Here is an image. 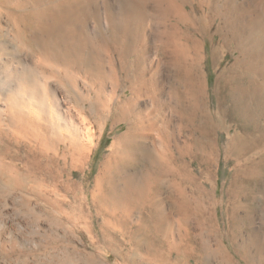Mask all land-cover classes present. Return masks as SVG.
Returning a JSON list of instances; mask_svg holds the SVG:
<instances>
[{
  "label": "bare ground",
  "instance_id": "6f19581e",
  "mask_svg": "<svg viewBox=\"0 0 264 264\" xmlns=\"http://www.w3.org/2000/svg\"><path fill=\"white\" fill-rule=\"evenodd\" d=\"M150 2L143 18L162 26L184 90L173 92L175 118L146 159L134 100L115 105L117 73L105 65L111 47L119 60L137 52L133 1L117 0L110 12V0H0V205L11 200L46 226L32 252L14 255L29 244L19 231L27 223L10 231L0 220V254L14 264H264V0ZM206 38L212 59L230 55L214 111L199 66ZM109 121L123 131L92 188L62 190L64 175L85 174ZM139 165L137 179L125 170ZM166 208L173 219L164 227Z\"/></svg>",
  "mask_w": 264,
  "mask_h": 264
},
{
  "label": "rangeland",
  "instance_id": "374dc122",
  "mask_svg": "<svg viewBox=\"0 0 264 264\" xmlns=\"http://www.w3.org/2000/svg\"><path fill=\"white\" fill-rule=\"evenodd\" d=\"M116 1L117 0H110L111 6H112V9L110 12L116 11V8L118 7L117 4H114V3H116ZM132 1H133V6L131 7L130 10H127V12L130 11L129 15L134 16L137 20L136 21L137 26H138L137 28H139V29H137L138 34H136V37H133L135 39L136 44H137L136 45L137 46V50H136L137 52L132 57L128 56V54H125V55L122 54L121 59L119 60V58H120L119 52L117 51V49L114 50V48L111 47L109 49V50H111L110 53L108 51L107 52L108 55L105 56L106 60H107L105 65H106V71H108L110 69L114 70V68H115L114 72L117 73L118 85L116 86V93L117 94H116V97H114L115 105H120V104L126 103V102L128 103L131 96L134 100L133 101L134 102V115L136 116V122L139 124L141 131H142V134L140 136L141 138H139V148H140L139 152H141V154L146 159H150L152 157L151 154H153L151 147H152V142L155 141V138H154L155 133H157V131H159V130H162V128L163 129L166 128L168 126L167 124L169 123L168 121L172 117L175 118V116L172 113L173 109L176 107L174 105L175 103L173 102V99H174V93L173 92H176V91L181 92L184 89L181 88L182 86L180 85L179 80L176 78V75L174 74L176 69H175V65H174V61H173L172 52L169 49L163 48V42H165L166 37L163 34H161V32H159V31H161L162 26L156 24L157 22L155 19L152 22L151 18H149L148 16L144 20L145 17L143 15L144 14L147 15V12L150 13L153 11L154 3L150 2V0H148L146 7L140 6V8H139L137 5L139 0H132ZM250 1L251 0H236L237 3L242 4V5H243V3L248 4V2L250 3ZM121 6H122V4H121ZM117 9L119 10V8H117ZM127 12L125 10H123V14L125 13L124 14L125 16H126V14H128ZM141 17H142V20H141ZM146 21H148L147 23H150V22L151 23L147 24ZM139 22H142V23H139ZM154 34H156V35H154ZM120 37H122L123 44H124V42H125V44L129 43L131 40L129 38V36H127L125 33H123ZM205 41L203 43L204 45L202 46V49H200V59L201 60H200L199 66H200V72H201L203 82H204V87L206 90L205 91V95H206L205 100H208L207 102H208L209 108H210V110H213L214 109L213 103L215 100V95H214L215 93L213 90H214V86H216V78H217L216 76H217L218 71L220 69H222L224 66H226V64L229 63L230 55L226 56L227 58L226 57L223 58L225 50H223V51L217 50L216 56L218 57V60L215 61L214 59H212V56H211L212 50L210 48H212V41L209 38L208 39L206 38ZM96 50L98 52L101 51V49L98 47V45H97ZM125 56H126V58H125ZM121 60H122V62H121ZM129 60H130V62H129ZM97 61H98V63H100V60L98 58H96L94 60V63ZM108 62H111V63H108ZM124 74H125V76H124ZM126 78L128 81L126 80ZM133 80H134V82H133ZM133 89H135V90H133ZM171 97H173V98H171ZM186 102H187V104H189V101H186ZM86 122L88 123V120H86ZM109 123H111V121H109L106 124L104 130L101 132L100 141L98 138L99 131L98 130L95 131L96 137H97V140L95 139L96 140L95 143H97V141H99V145L94 150V153L92 154L90 161H88V164L85 168L86 169L85 174L82 175V173L78 172L72 178H68L67 175L66 176L64 175L63 178L60 180V187L62 190H64L63 185L64 186H66V185L71 186L72 185L71 188L73 190L80 189L81 184H82L81 187H84V188L89 187V189L92 188L93 180H94L95 176L97 175V172L99 169L98 166H100V163L103 160V157L108 153L109 145L113 141L112 138L114 139V137L119 136L120 133H122V131H123L122 127H119L115 131H112L110 129V127L112 125ZM96 127L97 126H95L94 128L97 129ZM189 131L190 130H188V129H186V131H183L181 133V137H179L180 140H182V141H183V139L185 140L186 136H189V134H190ZM145 166L146 165H142V166L139 165V166H137V168L125 167V170L128 171L129 173H132V174L134 173V175H136V179H137L142 175V173H145L144 172ZM139 171H140V173H139ZM216 174L217 175H216V179H215L216 180L215 186L217 188V190H216L217 193L220 194V190H221L220 185H221V181H222V170L219 169L218 173H216ZM74 177H75V179H74ZM169 192L170 191L166 186L164 189L163 196L161 198L167 197L169 195ZM74 203L78 204V202H74ZM4 204L5 205H3V206L0 205L1 206L0 207V220H2L3 222L7 223L10 226V231L12 228L19 227L18 225L22 224L23 222L27 223L26 225H24V227H26V228L24 230L20 229L19 231H21L20 233H23L21 236L24 237V240L28 241L29 244L27 243V246H21V247L16 248L15 250L12 251V252H14L12 254H14V255L20 254V253L28 254L29 252H32L34 249V247L32 248V246H34L33 243L37 242L39 240L37 238H40L41 235L43 234L42 230L46 227L45 222H43V221L38 222L36 219H34V217L27 214V212L24 209H21L22 211L20 209H13L14 207L15 208H18V207L12 205L11 200L10 201L6 200V202ZM136 206H138V204H136L135 207ZM135 210L138 211L139 209L137 208ZM169 210L170 209H168V208L165 209V211H164L165 217L161 220V223H163L164 227H165V225H168L170 223V221L173 219V217H172L173 215L171 212H169ZM142 214L144 215L145 211H143ZM32 219H33V221H32ZM29 220H31V221H29ZM30 222H32V223H30ZM39 227L41 228V230H39ZM1 234H3V235H1ZM5 235L7 236V234H5V232H2V229H0V241L3 240L4 237H6ZM25 247H26V249H25ZM27 248H29V250ZM30 249H31V251H30ZM249 255L252 256L254 258V261H255L256 257H254V256H256V254H255V248H253V246L249 248ZM114 262H108L106 264H116ZM255 262H254V264H255ZM0 264H14V262H11V260L8 259V257L4 256V254H0ZM239 264H244V263L240 262Z\"/></svg>",
  "mask_w": 264,
  "mask_h": 264
}]
</instances>
